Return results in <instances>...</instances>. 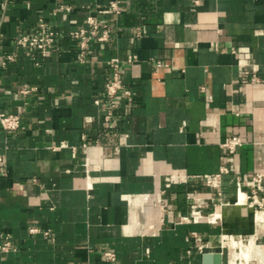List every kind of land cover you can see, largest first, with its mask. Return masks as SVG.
I'll return each instance as SVG.
<instances>
[{
    "label": "crops",
    "instance_id": "obj_1",
    "mask_svg": "<svg viewBox=\"0 0 264 264\" xmlns=\"http://www.w3.org/2000/svg\"><path fill=\"white\" fill-rule=\"evenodd\" d=\"M108 1L0 0V61L15 55L0 64V109L21 119L0 128V244L13 246L0 264H202L206 251L239 264L264 241V209L234 203L236 179L248 191L264 173V0H123L79 61L68 33ZM40 18L59 31L45 58L14 41ZM114 58L130 95L111 107ZM232 135L230 173L207 184ZM194 204L216 221H181ZM259 246L247 264H264Z\"/></svg>",
    "mask_w": 264,
    "mask_h": 264
},
{
    "label": "built area",
    "instance_id": "obj_2",
    "mask_svg": "<svg viewBox=\"0 0 264 264\" xmlns=\"http://www.w3.org/2000/svg\"><path fill=\"white\" fill-rule=\"evenodd\" d=\"M9 0H5L3 7L8 3ZM123 0H109L106 6L101 7L93 5L89 7L88 15L85 19V25L69 31L68 37L73 41L77 47V56L79 61H84L85 56L88 54L89 49L94 41L102 42L106 41L111 31L112 21L122 12ZM69 10V7H65ZM110 14L111 19H105L104 15ZM0 19V24H1ZM59 37V31L52 27L51 24L47 23L42 18L38 19L36 25L28 32L22 33L15 37L14 41L18 47L24 48L27 54L32 51L39 53V58L47 57L48 53L54 48L57 39ZM14 54H5L0 64L6 66L9 61L14 59ZM132 55L127 56V63L132 61ZM38 63V61H36ZM112 72L104 83V93L111 107L115 105V100L118 95H130V91L126 89L121 82V63L119 59L114 58L110 61ZM156 68L162 66V62L159 60L155 61ZM256 80V77H253ZM35 87H24L20 90L23 94H28L35 90ZM21 119L18 113L6 112L0 109V128L6 131H14L20 128ZM242 145V141L238 135H232L226 137L221 146L226 152L225 161L220 165L219 170L216 173L207 174L203 177V181L207 184L218 185L221 182L222 176L229 174L230 160L233 153L238 147ZM87 147V144H83V149ZM1 158V157H0ZM264 182V173H256L250 180V189L244 190L242 187V179H236V194L242 193V203L235 201V204L246 205L252 208L254 211L264 209V194H260L261 184ZM223 205V204H221ZM200 205L194 204L188 216L181 217V221L185 222H198L204 218L208 222L216 221L217 217H210L214 213H207L205 216L199 212ZM37 228H32L31 231H37ZM13 246L9 240L4 241L0 244V249L8 251ZM200 251L203 252L202 246L199 247ZM190 252L189 250L187 251ZM102 257L106 261H114L116 255L112 251H105L102 253ZM166 264H188V263H175L167 262Z\"/></svg>",
    "mask_w": 264,
    "mask_h": 264
},
{
    "label": "bare ground",
    "instance_id": "obj_3",
    "mask_svg": "<svg viewBox=\"0 0 264 264\" xmlns=\"http://www.w3.org/2000/svg\"><path fill=\"white\" fill-rule=\"evenodd\" d=\"M242 199H243V194L242 193H238L236 201L238 200V203H242ZM212 217L213 216H211L210 218H212ZM248 248H249V250L247 252H242L241 253V255H240V263L239 264H247L251 254H254L255 252H257V250H259L261 247L258 244H256L254 242V240H253L250 243V245L248 246Z\"/></svg>",
    "mask_w": 264,
    "mask_h": 264
},
{
    "label": "water",
    "instance_id": "obj_4",
    "mask_svg": "<svg viewBox=\"0 0 264 264\" xmlns=\"http://www.w3.org/2000/svg\"><path fill=\"white\" fill-rule=\"evenodd\" d=\"M202 264H222L220 252L206 251L202 253Z\"/></svg>",
    "mask_w": 264,
    "mask_h": 264
},
{
    "label": "rangeland",
    "instance_id": "obj_5",
    "mask_svg": "<svg viewBox=\"0 0 264 264\" xmlns=\"http://www.w3.org/2000/svg\"><path fill=\"white\" fill-rule=\"evenodd\" d=\"M253 240H254V239H253ZM256 243L259 244V245H261V246H264V241H261V240H259V239L256 241ZM239 251H240V249H239V248H236V254H237ZM250 264H257V261L254 259V260L251 261Z\"/></svg>",
    "mask_w": 264,
    "mask_h": 264
}]
</instances>
